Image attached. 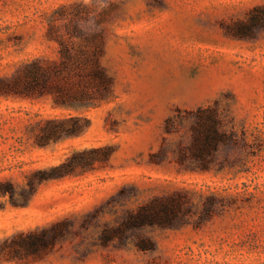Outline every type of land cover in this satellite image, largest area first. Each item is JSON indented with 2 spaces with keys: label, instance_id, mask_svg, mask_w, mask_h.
<instances>
[{
  "label": "rangeland",
  "instance_id": "1",
  "mask_svg": "<svg viewBox=\"0 0 264 264\" xmlns=\"http://www.w3.org/2000/svg\"><path fill=\"white\" fill-rule=\"evenodd\" d=\"M263 6L0 0V79L58 60L61 37L99 41L113 81L111 97L82 108L50 94L0 95V264H264ZM200 107L216 108L232 136L205 171L179 166L174 152L191 138L182 115ZM71 118L81 131L40 141L49 121ZM176 193L184 201L173 225L105 239ZM142 239L153 248L140 249Z\"/></svg>",
  "mask_w": 264,
  "mask_h": 264
},
{
  "label": "trees",
  "instance_id": "2",
  "mask_svg": "<svg viewBox=\"0 0 264 264\" xmlns=\"http://www.w3.org/2000/svg\"><path fill=\"white\" fill-rule=\"evenodd\" d=\"M264 10V6L261 8ZM257 18V16H256ZM264 18L263 15L259 19ZM258 19V18H257ZM84 43L76 45L72 40L58 38L59 59L45 62L35 60L27 64L24 71L12 80L0 79V95L16 94L28 97H40L50 94L57 105L69 108L89 107L104 101L113 95V81L102 64V46L95 38H86ZM190 120V141L178 143L175 159L179 166L191 170L211 169L218 149L228 144L232 136L225 129L223 118L214 107H200L186 111L181 117ZM74 119V118H71ZM65 120H51L52 126L45 127L41 142L57 140L64 135L81 131L84 127L74 119L71 126ZM175 121L168 119L166 132L173 133ZM62 166H66L65 164ZM212 200V199H211ZM184 196L176 193L170 196L156 197L132 212L116 228L106 231L105 239L123 236L127 229L142 226H171L181 218ZM208 201L205 210H212ZM35 242L46 245L45 237L39 234ZM140 249H151L144 239L137 243Z\"/></svg>",
  "mask_w": 264,
  "mask_h": 264
}]
</instances>
